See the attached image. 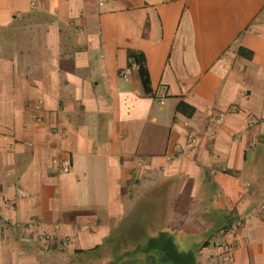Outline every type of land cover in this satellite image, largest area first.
Returning <instances> with one entry per match:
<instances>
[{
  "label": "crops",
  "instance_id": "obj_1",
  "mask_svg": "<svg viewBox=\"0 0 264 264\" xmlns=\"http://www.w3.org/2000/svg\"><path fill=\"white\" fill-rule=\"evenodd\" d=\"M163 208L196 264H264V0H0V264H97Z\"/></svg>",
  "mask_w": 264,
  "mask_h": 264
},
{
  "label": "trees",
  "instance_id": "obj_2",
  "mask_svg": "<svg viewBox=\"0 0 264 264\" xmlns=\"http://www.w3.org/2000/svg\"><path fill=\"white\" fill-rule=\"evenodd\" d=\"M129 66L134 63L138 66V71L144 89L147 93H152L149 70L147 67L146 56L142 51L128 50ZM185 104L178 106V110L191 115L194 108L185 109ZM151 217V216H149ZM135 240V239H134ZM141 240V239H140ZM136 239L131 247H125L123 253H119L115 263L108 261V264H196V253L198 250H187L178 244L175 235L168 230H158L156 234L144 238V242ZM140 241V243L138 242ZM206 241L200 246H208Z\"/></svg>",
  "mask_w": 264,
  "mask_h": 264
},
{
  "label": "rangeland",
  "instance_id": "obj_3",
  "mask_svg": "<svg viewBox=\"0 0 264 264\" xmlns=\"http://www.w3.org/2000/svg\"><path fill=\"white\" fill-rule=\"evenodd\" d=\"M165 205L166 203L164 201L163 207H165ZM167 216L168 214H166L165 209L163 208V213H160V211L155 214L152 213L151 217L148 218L146 216V218L143 219H139L140 217L137 215V217H130L129 221H124L118 225L114 230H112V233L109 234L111 236L109 238L111 241L98 249L99 254L97 255V264H108L107 262L110 260L115 263L117 256L119 253H123L125 247H131V243L136 239H141L142 241H140L143 243L144 238L148 237L149 233H152L154 229L151 226L154 222L152 220L160 222L166 219ZM140 241L138 242L140 243Z\"/></svg>",
  "mask_w": 264,
  "mask_h": 264
},
{
  "label": "built area",
  "instance_id": "obj_4",
  "mask_svg": "<svg viewBox=\"0 0 264 264\" xmlns=\"http://www.w3.org/2000/svg\"><path fill=\"white\" fill-rule=\"evenodd\" d=\"M131 70L130 68L128 67L125 71H124V77L127 78L128 74H130ZM221 116H224V114L222 113ZM36 123L37 124H41L43 123V119L42 118H37L36 119ZM53 131L55 133L58 132V130L56 128H53ZM196 141V138L195 136H190V142H195ZM73 167V160H72V157L71 156H65L62 161H61V171L62 172H69ZM234 231V227L233 228H229L228 229V232H233ZM233 248V244L232 243H228L226 246H225V251L226 252H230L231 249Z\"/></svg>",
  "mask_w": 264,
  "mask_h": 264
}]
</instances>
